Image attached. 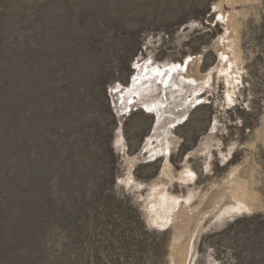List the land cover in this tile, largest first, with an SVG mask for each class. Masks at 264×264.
I'll return each instance as SVG.
<instances>
[{
  "label": "rangeland",
  "instance_id": "1",
  "mask_svg": "<svg viewBox=\"0 0 264 264\" xmlns=\"http://www.w3.org/2000/svg\"><path fill=\"white\" fill-rule=\"evenodd\" d=\"M0 264H264V0H0Z\"/></svg>",
  "mask_w": 264,
  "mask_h": 264
},
{
  "label": "bare ground",
  "instance_id": "2",
  "mask_svg": "<svg viewBox=\"0 0 264 264\" xmlns=\"http://www.w3.org/2000/svg\"><path fill=\"white\" fill-rule=\"evenodd\" d=\"M158 94H159V91H158V89H153V90H150V92H148V96L146 97V100L148 101L149 100V102L150 103H153V101H154V99H153V97L154 96H158ZM161 98H163V96L161 97ZM179 99V98H178ZM162 100V99H161ZM161 100L160 99H157V101L158 102H161ZM182 101V100H181ZM176 102V101H175ZM174 102V103H175ZM184 103V101H182V104ZM182 104H178V105H182Z\"/></svg>",
  "mask_w": 264,
  "mask_h": 264
}]
</instances>
